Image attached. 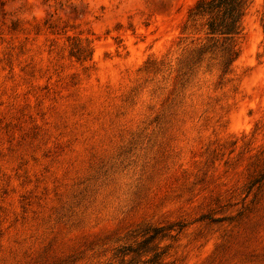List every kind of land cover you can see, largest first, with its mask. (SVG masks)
<instances>
[{"label":"rangeland","instance_id":"obj_1","mask_svg":"<svg viewBox=\"0 0 264 264\" xmlns=\"http://www.w3.org/2000/svg\"><path fill=\"white\" fill-rule=\"evenodd\" d=\"M203 1L0 0V264H264V0Z\"/></svg>","mask_w":264,"mask_h":264},{"label":"trees","instance_id":"obj_2","mask_svg":"<svg viewBox=\"0 0 264 264\" xmlns=\"http://www.w3.org/2000/svg\"><path fill=\"white\" fill-rule=\"evenodd\" d=\"M247 2L248 0H205L195 7L194 14L209 17L207 26L210 34L232 38L241 31V19ZM161 232L162 230H154V234L147 240L156 239Z\"/></svg>","mask_w":264,"mask_h":264}]
</instances>
